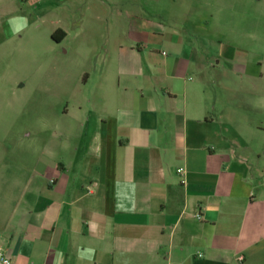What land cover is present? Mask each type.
I'll list each match as a JSON object with an SVG mask.
<instances>
[{
	"label": "crops",
	"instance_id": "1",
	"mask_svg": "<svg viewBox=\"0 0 264 264\" xmlns=\"http://www.w3.org/2000/svg\"><path fill=\"white\" fill-rule=\"evenodd\" d=\"M74 25L79 93H58L46 129L0 133L6 253L264 264V63L209 55L194 32L152 18L148 0H0V79L23 45L53 52Z\"/></svg>",
	"mask_w": 264,
	"mask_h": 264
},
{
	"label": "rangeland",
	"instance_id": "2",
	"mask_svg": "<svg viewBox=\"0 0 264 264\" xmlns=\"http://www.w3.org/2000/svg\"><path fill=\"white\" fill-rule=\"evenodd\" d=\"M148 3L152 18L194 32L209 55L231 52L264 63V0H148ZM94 15L93 11L87 12L89 19ZM68 30L70 39L56 44L53 52L46 42L39 40L26 43L8 57L11 66H6L9 71L5 69L7 79H0V133L46 129L48 118L56 112L53 108H57L58 93L63 95L67 87L66 95L71 100L79 93L76 59L66 48L80 29L74 25ZM251 52L255 55L251 56ZM92 58L100 57L94 54ZM61 66L66 68L61 70ZM3 74L1 71L0 75Z\"/></svg>",
	"mask_w": 264,
	"mask_h": 264
},
{
	"label": "built area",
	"instance_id": "3",
	"mask_svg": "<svg viewBox=\"0 0 264 264\" xmlns=\"http://www.w3.org/2000/svg\"><path fill=\"white\" fill-rule=\"evenodd\" d=\"M0 264H15L12 257L6 253L3 246L0 244Z\"/></svg>",
	"mask_w": 264,
	"mask_h": 264
},
{
	"label": "trees",
	"instance_id": "4",
	"mask_svg": "<svg viewBox=\"0 0 264 264\" xmlns=\"http://www.w3.org/2000/svg\"><path fill=\"white\" fill-rule=\"evenodd\" d=\"M66 36V32L62 29H57L53 34H52V39L55 40L56 42L61 41L64 37Z\"/></svg>",
	"mask_w": 264,
	"mask_h": 264
}]
</instances>
